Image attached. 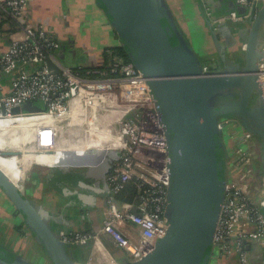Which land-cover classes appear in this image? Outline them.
<instances>
[{"label": "built area", "instance_id": "obj_1", "mask_svg": "<svg viewBox=\"0 0 264 264\" xmlns=\"http://www.w3.org/2000/svg\"><path fill=\"white\" fill-rule=\"evenodd\" d=\"M31 3L32 0H0V23L9 19L17 28L10 34L9 46L0 57V70L12 78L11 92L0 96V120L15 115L50 116L49 131L39 132L40 142H47L48 146L69 141L86 145L83 144L89 137L86 128L93 126L101 134L94 139L104 146L108 147L117 135L120 143L102 157H107L110 150L115 152L113 165L105 176L112 194L120 193L130 183L138 187L148 184L149 188L131 202L118 203L109 197L99 229H61L58 234L69 247L90 242L103 244L106 235L132 261L142 259L155 249L168 230L167 138L152 87L133 62L126 63L120 56H113L108 64L82 75L60 56L55 31L29 18ZM263 3L264 0H238L245 12L233 10L219 21L249 22ZM49 60L59 72L49 68ZM259 76L264 84V59L259 65ZM27 101L37 102L47 111L12 114L14 108ZM110 125L118 126V132L104 140L105 128ZM69 134L75 138L71 140ZM254 136L244 131L234 155L227 158V184L215 228L212 258L237 256L239 264H250L247 244L252 240L264 243V175L257 169ZM140 165L153 169L159 177H152L147 169L140 170Z\"/></svg>", "mask_w": 264, "mask_h": 264}, {"label": "water", "instance_id": "obj_2", "mask_svg": "<svg viewBox=\"0 0 264 264\" xmlns=\"http://www.w3.org/2000/svg\"><path fill=\"white\" fill-rule=\"evenodd\" d=\"M97 2L120 45L152 87L169 156L167 233L149 255L125 264H210L227 184L221 174L224 168L226 172L228 158L224 134L235 127L259 137L264 158V84L259 76L264 59L260 42L264 3L253 20L242 22L248 35L243 62L210 72L205 71L166 0ZM239 6L243 11H238L245 12ZM48 65L59 72L50 60ZM46 111L39 103L27 101L12 114ZM0 189L53 264H77L71 247L60 240L42 210L1 168ZM0 264L32 263L0 243Z\"/></svg>", "mask_w": 264, "mask_h": 264}, {"label": "crops", "instance_id": "obj_3", "mask_svg": "<svg viewBox=\"0 0 264 264\" xmlns=\"http://www.w3.org/2000/svg\"><path fill=\"white\" fill-rule=\"evenodd\" d=\"M166 1L193 49L204 61V66L209 64L208 58L216 59L222 69L227 63L237 65L238 61L243 62L248 36L246 27L242 23L219 21L233 10L243 11L238 0ZM28 16L34 23L44 24L55 31L60 41V56L73 67L101 66L106 61L105 52L111 54V48L120 46L117 33L97 0H32ZM16 29V25L9 19L0 23V57L6 52L10 34ZM260 42L264 43V26ZM11 85V76L0 70V96L11 92ZM243 132L242 129L233 127L229 129V135L224 134L228 157L234 155L238 138ZM255 142L259 170L264 174V158L260 154L263 144L259 137ZM110 146L113 147L109 144L108 147ZM98 149L59 150L69 151V156H66L65 163L56 164L52 160L48 161L56 158L59 152L54 156L57 151H48L41 155L44 157L43 161L42 158L37 161L47 168L40 172L35 184L28 187L25 193L42 210L54 231H87L101 227L107 199L112 195L105 176L113 165L114 158L108 159L107 156L102 159L109 148ZM77 155L88 162L78 159ZM139 169L143 171L147 168L140 165ZM147 170L152 177H159L153 169ZM1 192L3 193L2 190ZM2 193L0 243L32 264H49L51 259L46 255L45 248L35 235L33 237L23 217ZM106 241L113 242L104 235L103 244L90 242L74 246L70 250L73 252L76 249L74 252L77 254V264H125L127 257L116 245L113 244L111 249ZM246 250L250 264H264V247L258 241H249ZM210 264L239 262L237 256H231L224 259L212 258Z\"/></svg>", "mask_w": 264, "mask_h": 264}, {"label": "bare ground", "instance_id": "obj_4", "mask_svg": "<svg viewBox=\"0 0 264 264\" xmlns=\"http://www.w3.org/2000/svg\"><path fill=\"white\" fill-rule=\"evenodd\" d=\"M51 119L50 116H21V115H15L12 118L3 119L0 120V168L15 182L18 184V182L23 178L25 173L24 165L28 162L29 157L33 155V152L38 151V154L36 155V161H40L42 156V152L46 151H56V150H67V149H84V148H95L98 149L97 142L94 139V136L101 135L94 130L89 132V137L86 138V140L83 142V144L86 145H78L76 143H72L69 141L68 143H61L57 142L54 143L52 146H48L49 144H46L47 142L41 143L39 138V132L42 130L49 131ZM44 124V126H43ZM91 125V123H90ZM93 129V128H92ZM97 131L99 129H96ZM105 130L107 132L110 131V127H106ZM103 135V134H102ZM105 137H107V134H104ZM103 135V136H104ZM92 136V137H91ZM111 137H108L109 139L113 138V134L110 133ZM117 139L112 140L110 145L119 144L120 138L116 135ZM107 138V139H108ZM46 139V138H44ZM106 139V140H107ZM96 142V144H95ZM34 143L33 147L27 148L25 144ZM93 145V146H92ZM92 146V147H89ZM109 148L107 146H104L100 143V148ZM36 149V150H35ZM101 150V149H98ZM15 153V154H22L21 157H9L7 155H3L1 153ZM78 159L88 162L86 159H83L82 156L77 155ZM54 159V158H53ZM52 158L49 159L54 161ZM25 183V182H24ZM103 251V249H101ZM101 252V251H100Z\"/></svg>", "mask_w": 264, "mask_h": 264}, {"label": "rangeland", "instance_id": "obj_5", "mask_svg": "<svg viewBox=\"0 0 264 264\" xmlns=\"http://www.w3.org/2000/svg\"><path fill=\"white\" fill-rule=\"evenodd\" d=\"M211 64H213V63H211ZM73 67V66H72ZM74 68H78V66H74ZM51 124V123H50ZM43 126H44V124H43ZM47 126L49 127L50 125H48L47 124ZM86 128V127H85ZM93 128V129H92ZM86 129H88L87 130V132H86V135H87V133L89 134V132H91V131H95V132H98L96 129V127L95 126H93V127H91L90 129L89 128H86ZM110 131L111 132H107V137H104V140H105V138H108V137H111L110 136V133H114V134H117V132H118V126H112V125H110ZM108 134H109V136H108ZM70 138H71V140H72V138H75V136L73 135V134H69L68 135ZM69 138V139H70ZM72 142V141H71ZM95 144H96V142H95ZM26 145V147L29 149V148H31V147H33V145H34V143H28V144H25ZM93 146V145H92ZM92 146H89V147H92ZM107 146V145H106ZM96 147H100V143L99 142H97V146ZM111 147V146H110ZM84 149H86V148H84ZM36 150V149H35ZM57 152H56V154L59 152V150H56ZM86 151H88V150H86ZM46 152H48V151H46ZM46 152H42V154L41 155H43V153H46ZM51 152V151H50ZM110 152V154L109 155H107L108 156V159L110 158V159H112V158H114V155H115V152L114 151H112V150H110L109 151ZM1 154H3V155H7V156H9V157H21L22 156V154L20 153V155L19 154H15V153H10V152H6V153H1ZM38 154V151H35V152H33V155H31V157H29V159H28V162L24 165V168H25V175L23 176V178L18 182V185H19V187L24 191V192H26V190H27V188L28 187H32L34 184H35V182L37 181V179H38V177H39V174H40V172L42 171V170H44V169H46L47 168V166L46 167H42V165H41V163L39 162H37L36 161V155ZM56 154H54V156L56 155ZM66 156H69V153L68 152H66V151H60L59 153H58V155H57V157L56 158H54L53 160V163H58V162H61V163H65V158H66ZM106 158V157H105ZM108 159H106V160H108ZM44 160V157H42V161ZM142 164V163H141ZM25 182V183H24ZM0 193H2L1 192V190H0ZM3 194V197L5 198V199H8V197L5 195V193H2ZM12 203V202H11ZM17 222H19V220L18 219H15ZM103 220V219H102ZM102 220H101V222H102ZM2 221V220H1ZM33 237H34V235H33ZM108 237V236H107ZM110 238V237H109ZM256 241V240H255ZM106 243H107V245L111 248L112 246H113V244L114 245H116L114 242H110V241H106ZM258 243L259 244H261L262 246L264 245V243L263 242H261V241H258ZM72 248V247H71ZM112 249V248H111ZM118 249H120V251H121V253L122 254H124L126 257H127V261H132V258L123 250V249H121V248H119L118 247ZM74 251H76V249H74L73 250V254H74V257L75 258H77V254L74 252ZM44 253H46V252H44ZM46 255H47V253H46ZM48 258H49V256H48ZM50 259V258H49ZM238 262H239V260H238ZM49 264H53L52 263V261L50 260L49 261Z\"/></svg>", "mask_w": 264, "mask_h": 264}, {"label": "trees", "instance_id": "obj_6", "mask_svg": "<svg viewBox=\"0 0 264 264\" xmlns=\"http://www.w3.org/2000/svg\"><path fill=\"white\" fill-rule=\"evenodd\" d=\"M110 51H112L111 54L105 52V55H106V61L104 63L105 64H108L111 60V58L113 56H120L124 59V61L126 63L128 62H132L133 59H132V56L131 54L128 52V50L120 45V46H117V47H113L110 49ZM207 62L209 63L207 66H205V71H219L222 69V67L218 64V62L216 61V59H211V58H208ZM204 63V61H203ZM213 63V64H211ZM96 66H88V67H79V68H76L82 75H86L87 71L88 70H92L94 69ZM103 68V67H102ZM112 148V147H111ZM220 158H224L222 152L220 153ZM225 169V168H224ZM222 170V177L224 178L226 176V172L225 170ZM149 188V185L148 184H143L141 187H138L136 184L134 183H130L123 191H121L120 193L118 194H112L111 195V198H113L116 202L118 203H121V202H124V201H133L139 194H141L144 190H147ZM18 212V211H17ZM25 222V221H24ZM26 224V223H25Z\"/></svg>", "mask_w": 264, "mask_h": 264}, {"label": "flooded vegetation", "instance_id": "obj_7", "mask_svg": "<svg viewBox=\"0 0 264 264\" xmlns=\"http://www.w3.org/2000/svg\"><path fill=\"white\" fill-rule=\"evenodd\" d=\"M255 138L254 139H257V136H254ZM53 153H55V152H53ZM56 154V153H55ZM260 154H261V158H263V148H262V150L260 149ZM51 155H53V154H51ZM256 165H257V169H258V171L261 173V174H263V172H261V170H259V160L257 159V157H256ZM264 167V166H263ZM264 175V174H263ZM264 183H262V185H263ZM27 195V194H26Z\"/></svg>", "mask_w": 264, "mask_h": 264}]
</instances>
